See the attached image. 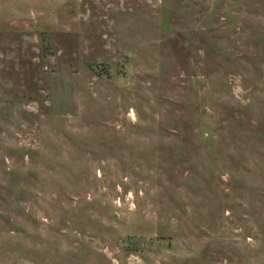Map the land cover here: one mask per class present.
I'll return each mask as SVG.
<instances>
[{
    "label": "rangeland",
    "instance_id": "374dc122",
    "mask_svg": "<svg viewBox=\"0 0 264 264\" xmlns=\"http://www.w3.org/2000/svg\"><path fill=\"white\" fill-rule=\"evenodd\" d=\"M0 264H264V0H0Z\"/></svg>",
    "mask_w": 264,
    "mask_h": 264
}]
</instances>
